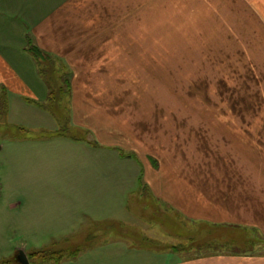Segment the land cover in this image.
<instances>
[{"label":"rangeland","instance_id":"1","mask_svg":"<svg viewBox=\"0 0 264 264\" xmlns=\"http://www.w3.org/2000/svg\"><path fill=\"white\" fill-rule=\"evenodd\" d=\"M223 6H205L204 17L171 19L168 25L159 19L157 31L162 33L156 34L154 85L152 80L122 83L126 95L145 93L139 110L146 109L148 113L133 114L129 110L123 115H93L120 135L119 143L109 144L96 137L92 130L97 134L98 129L92 120L90 129L74 122L77 119L68 114L66 98L59 89L64 85L58 82L62 77L50 74L46 67L42 68L44 78L50 91L56 93L54 102L46 106L50 115L33 107L29 108L30 113L21 111V107H15L16 103L11 104V113L5 114L3 107L5 113H0V261L3 264H22L16 247L24 248L26 254L34 247L63 254L62 261L70 264L72 255L85 256L90 241L97 239L91 237L84 242L75 238L76 234L106 236L108 241L122 240L125 246L128 243L151 249H159L163 244L175 245V250L189 255L264 252V236L253 230L180 223L173 212L169 214L158 207L153 210L151 200L145 209L139 210L131 198L132 193L134 198L148 196L143 163L148 157L163 160L156 148L160 150L164 143L179 137L182 132L171 126L176 122L194 128L187 129L185 134H209L204 144L203 138L193 133L196 141L192 152L186 142L189 138L184 135L182 144L190 154L199 156L210 152V138L215 144L220 143V147H226L231 139H245L230 123L264 121V27L248 21L235 23ZM253 29L260 32L250 33ZM90 92L101 93L97 88ZM57 93H62L60 98ZM249 109L251 113H247ZM239 113H247L246 118ZM120 122L121 126L115 124ZM108 140H113L112 133ZM139 189L141 194H135ZM58 209L71 210V237L62 235L59 240L49 242L46 231L61 230L55 226L59 222L56 216L61 214ZM149 220H154L152 226L147 225ZM175 220L181 225L169 223ZM28 222L31 224L26 226ZM137 230L145 235L161 234L162 237L155 239L160 245L138 241L132 235ZM36 232L39 242L24 241ZM86 258H80L79 262L83 259L81 264H117L108 251ZM60 262L36 260L30 264ZM129 264L143 263L131 259Z\"/></svg>","mask_w":264,"mask_h":264},{"label":"crops","instance_id":"2","mask_svg":"<svg viewBox=\"0 0 264 264\" xmlns=\"http://www.w3.org/2000/svg\"><path fill=\"white\" fill-rule=\"evenodd\" d=\"M221 5L231 13L229 17L235 23L248 21L264 27V0H0V113L10 114L11 104L16 103L15 107H21V111L30 113L29 108L33 107L50 115L46 106L54 102L56 93L50 91L44 78L42 68L46 67L50 74L62 77L58 82L64 85L59 89L66 98L68 114L77 119L74 122L89 128L92 120L98 129V135L92 130L96 137L109 144L119 143L120 135L93 115H123L129 110L133 114L148 113L146 109L139 110L145 93L126 95L122 83L152 80L154 85L156 34L162 33L157 31L159 19L168 25L171 19L204 17L205 6ZM211 16L219 17L216 13ZM92 87L101 93H94ZM62 93H57L59 98ZM136 106L137 110L131 109ZM230 125L245 139H231L226 147H220V143L215 144L210 138V152L199 156L190 154L182 144L184 135L189 138L186 142L192 152L196 141L193 133H198L204 144L209 134H185L187 129L194 128H188L186 123L171 125L173 130L182 132L180 138L177 134L171 143H164L160 150L156 148L162 161L148 157L143 163L148 196L142 197L140 189L135 193L140 196L134 198L132 193L134 205L139 210L145 209L151 200L153 210L158 207L160 211L173 212L180 223L241 227L264 236V121ZM111 133L113 140L109 142ZM58 212L61 214L56 216L59 222L55 226L61 230L46 231L49 242L59 240L62 235L71 237V210L58 209ZM176 220L169 223L179 224ZM153 221L149 220L147 225L152 226ZM173 232L177 235V231ZM140 234L143 231L137 230L132 235L138 241L161 243L155 240L161 234L153 232L141 237ZM83 235L76 234L75 238L84 242L91 237L97 239L90 241L85 256L72 255L70 264H81L84 258L106 251L109 257H115L117 264H129L131 259H139L143 264H264V252L218 251L189 255L175 250V245L163 244L159 249H151L128 243L125 246L116 238L108 241L106 236ZM28 238L24 241L39 242L37 232ZM23 249L16 247L17 251Z\"/></svg>","mask_w":264,"mask_h":264},{"label":"trees","instance_id":"3","mask_svg":"<svg viewBox=\"0 0 264 264\" xmlns=\"http://www.w3.org/2000/svg\"><path fill=\"white\" fill-rule=\"evenodd\" d=\"M247 113H239L237 115H245V118H246ZM62 255L55 253V252H52V251H47V250H35V251H32L29 254H27V257L29 259V262L36 261V260L37 261H40V260L50 261L52 259L57 260V262L58 261L60 262L63 259ZM2 262L3 261H0V264H3ZM5 262H7V261H5Z\"/></svg>","mask_w":264,"mask_h":264},{"label":"water","instance_id":"4","mask_svg":"<svg viewBox=\"0 0 264 264\" xmlns=\"http://www.w3.org/2000/svg\"><path fill=\"white\" fill-rule=\"evenodd\" d=\"M18 259L22 264H29L27 255L22 250L18 252Z\"/></svg>","mask_w":264,"mask_h":264}]
</instances>
